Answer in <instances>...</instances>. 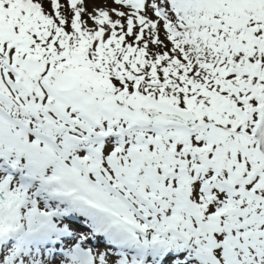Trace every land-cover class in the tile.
<instances>
[{"label": "snow or ice", "instance_id": "1", "mask_svg": "<svg viewBox=\"0 0 264 264\" xmlns=\"http://www.w3.org/2000/svg\"><path fill=\"white\" fill-rule=\"evenodd\" d=\"M0 264H264V0H0Z\"/></svg>", "mask_w": 264, "mask_h": 264}]
</instances>
